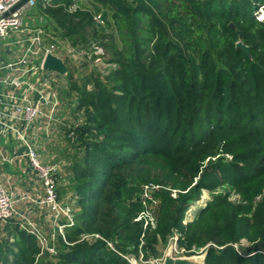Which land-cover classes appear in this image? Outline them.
I'll return each mask as SVG.
<instances>
[{"label": "trees", "instance_id": "trees-1", "mask_svg": "<svg viewBox=\"0 0 264 264\" xmlns=\"http://www.w3.org/2000/svg\"><path fill=\"white\" fill-rule=\"evenodd\" d=\"M88 1L108 9L105 26ZM37 9L115 67L80 78L68 67L73 153L58 192L75 224L51 253L19 219L0 223V264H131L121 253L157 256L175 234L185 255L203 249L200 264H264V0H39ZM146 183L160 186L155 227L137 220ZM205 190L211 198L187 220Z\"/></svg>", "mask_w": 264, "mask_h": 264}, {"label": "built area", "instance_id": "built-area-1", "mask_svg": "<svg viewBox=\"0 0 264 264\" xmlns=\"http://www.w3.org/2000/svg\"><path fill=\"white\" fill-rule=\"evenodd\" d=\"M22 0H0V38H6L11 32L19 34L30 32L34 33V36L25 39L30 41L24 53L18 58L13 59L6 63L5 65H0V70L7 68L10 73L5 78V83L12 85L15 89H24L21 95L11 92L7 94V101L0 99V104L3 108L0 109V127L3 134L7 132H13L15 136L23 143L25 146V156L29 159L31 166L37 173L38 179L41 181L43 186V196L40 199V203L43 207H47L53 214L55 229L49 233L45 234L44 231L32 220H30L26 215L19 214L15 206V200L13 193L6 187L0 184V223L6 224L10 219L17 218L20 220L21 225L31 230L35 233L39 239V242L43 250H48L51 253H55L54 241L57 234L64 235V228L66 225H74V213L73 208L70 203L62 202L59 197L58 192V165L45 163L38 151V148L29 138L28 132L32 129L38 119L42 117H47L49 122L54 119L57 107L59 105L57 94L46 93V87L43 89H37L33 85L32 79L38 71L48 74V70L44 69V62L49 53L59 56L66 64V60L63 58V53L60 52L62 44L69 43L70 50L73 51L76 48L71 44V42L61 37L59 34H54L52 37L54 41L44 45L42 41L44 40L42 35L45 33L42 30V26H45L44 15H41V21L44 23L38 28L29 27L30 25L25 24V16L27 9H33V14H36V9L38 7L39 0H27L25 3L13 10L18 3ZM50 1V0H49ZM46 5V4H44ZM82 4L74 3L70 6V10L74 11L81 8ZM95 21L105 26L106 19L104 18V13L94 14ZM55 33V32H54ZM24 40H18L17 43L23 42ZM37 44V46H35ZM85 53V51H84ZM97 55H103L104 51L102 48H97L94 52ZM41 58L39 64L38 59ZM100 59V57H98ZM68 66V65H67ZM53 73V71H51ZM27 86V87H24ZM36 93L34 97L32 93ZM4 117H9V120L3 119ZM17 120H22L25 122L24 128H19L15 125ZM0 152L2 156L5 155L4 149L1 148ZM5 160H11V158L4 156ZM160 188L159 185L153 183H146L143 185L142 198L145 205V210L140 214L137 220L145 218L146 226L150 222L153 227H155V219L153 217L155 206L158 203V198L154 196L155 191ZM258 197V199H260ZM65 219L67 223H61V220ZM93 237H101L99 234H85L84 239H92ZM175 243L170 245L173 247V254H185V249H179L177 245V234L171 237ZM170 239V240H171ZM111 248L115 249V245L112 241H108ZM166 250L157 256H152L147 258L144 252L141 250L138 255L133 253H121V255L128 260L131 264H162L164 262ZM204 254L203 249L197 254Z\"/></svg>", "mask_w": 264, "mask_h": 264}, {"label": "rangeland", "instance_id": "rangeland-1", "mask_svg": "<svg viewBox=\"0 0 264 264\" xmlns=\"http://www.w3.org/2000/svg\"><path fill=\"white\" fill-rule=\"evenodd\" d=\"M88 8L92 9L95 13H100L101 11L105 10L108 11L106 7H103L100 4L88 1L84 4ZM38 8V7H37ZM36 14H33V9H27L26 16H25V24L30 25L29 27L32 28H38L41 25V18L40 15H42L39 12V9H36ZM264 11L261 13V18L264 17ZM45 18V23L48 21V23L45 24V26H42L43 32H45L42 37L43 41L42 43L44 45H47L54 41L52 38L54 34L56 33V30L54 28V24L52 21L48 18ZM40 24V25H38ZM55 32V33H54ZM34 36V33L30 32L28 34L25 33H13L11 32L6 38H4L5 42L6 40L8 42L7 46L4 47V41L3 38H0V46L1 50L4 49V52L8 55V58L12 59H18L26 50L28 44L30 43L31 39L29 41L25 39H29ZM18 40H24L23 42L17 43ZM37 46V44L35 45ZM60 52L63 53V58L66 60L68 67H70L74 73L75 78H80L83 74L89 72L91 69H98L100 72L107 73L111 69H113L115 66L113 64H108L106 62V59L108 56L106 54H103L105 59H98L92 58V55H87L84 53L83 50L75 49L73 51L70 50V44H62L60 48ZM101 55V54H100ZM101 55V56H103ZM6 57V56H4ZM7 58V59H8ZM39 61H41V58L38 59L37 63L39 64ZM87 65V66H86ZM51 72V71H49ZM32 79L35 83H38L41 86H45L46 93H54L57 94L59 105L58 109L56 111L55 117L53 120L49 122L47 117H42V125H43V134L42 136L34 137L32 139V142L38 148V151L40 152L41 158L45 163L48 164H57L58 165V182H59V188H61L67 181V170L66 166L68 165L69 161L67 160V153L70 151V153H73V150L70 148V144L67 140V133L66 128L71 124L72 121V114H71V107L68 104V99L65 97V92L68 89L69 86V79L66 75H61L59 73L53 72V73H43L41 70L35 74ZM13 174V172H12ZM8 178V176H7ZM6 178V181H10L12 183V179H14V176L12 178ZM9 183V184H10ZM7 184V186L9 185ZM39 191H42L41 187L38 185ZM43 195V191H42ZM13 197L15 200V206L19 214L26 215L30 220L34 221L40 228L42 227L45 234H48L45 229H48L49 231L54 225L53 220V214L52 212L47 208L43 207V205L39 201H32V200H23L17 197L15 193H13ZM42 198V197H41ZM211 198V194L205 190L201 199L197 201L189 210L187 214V220L194 217L196 212L199 210L201 206H203L208 199ZM62 202H69V195H65L63 197H60ZM232 199L236 202L240 201V197L237 194L232 195ZM52 231V230H51ZM174 240H170L169 244L165 247L161 248V251L164 252L167 250L170 245H172ZM247 245V243L245 242ZM165 248V249H164ZM175 256H185V254H178L175 253ZM199 255H203L200 253Z\"/></svg>", "mask_w": 264, "mask_h": 264}, {"label": "crops", "instance_id": "crops-1", "mask_svg": "<svg viewBox=\"0 0 264 264\" xmlns=\"http://www.w3.org/2000/svg\"><path fill=\"white\" fill-rule=\"evenodd\" d=\"M41 18V15H40ZM44 18V17H43ZM41 20V19H40ZM45 23V22H44ZM41 21V25L44 24ZM48 23V21L46 22ZM53 23V22H52ZM40 25V24H38ZM4 47L7 46L8 42L4 40ZM6 56V57H4ZM8 55L4 52V49L1 50L0 46V65H5L9 61L13 60L12 58H8ZM10 73L7 68H3L0 70V99L3 98V101H7V94L14 92L18 95H21L24 89H15L12 85L5 83L6 76ZM35 87L39 90L40 88L43 89L44 87L39 85L38 83L32 82ZM27 87V86H24ZM36 91L32 93V95L36 96ZM5 105V104H3ZM3 105L0 104V109L3 108ZM3 118V117H2ZM3 119L9 120V117H4ZM15 125L19 128L25 127V122L22 120H17ZM43 125H42V118L38 119L32 129L28 132L29 138L32 139L34 137L42 136L43 134ZM3 148L5 155L2 156L0 152V184L10 190L12 193H15L18 198L23 200H32V201H39L41 199L43 186L41 181L38 179L37 173L33 169L30 164L29 159L25 156V146L23 143L18 139L17 136L11 131L3 134L1 132L0 127V149ZM4 156L11 158V160H5ZM13 172V174H12ZM12 179V183L10 181H6V178ZM7 178V179H8ZM10 183V184H9ZM7 184H9L7 186ZM38 185L41 187L42 191H39ZM44 193V191H43ZM40 227V226H39ZM55 226L51 228L53 231ZM41 230L43 231L42 227ZM46 232L51 233L52 231L45 229Z\"/></svg>", "mask_w": 264, "mask_h": 264}, {"label": "water", "instance_id": "water-1", "mask_svg": "<svg viewBox=\"0 0 264 264\" xmlns=\"http://www.w3.org/2000/svg\"><path fill=\"white\" fill-rule=\"evenodd\" d=\"M27 0H22L20 3L16 5L13 9L15 10L17 7L25 3ZM264 20V17L261 18ZM234 27V24H231ZM237 48H242L249 55L251 54L250 46L245 44L243 41H238L236 44ZM44 69L48 71H53L59 73L61 75L68 74V66L67 64L57 55L49 53L44 62ZM206 254L203 255L195 254V255H185V256H175L173 254V247H169L166 250L164 262L162 264H200L205 261Z\"/></svg>", "mask_w": 264, "mask_h": 264}]
</instances>
